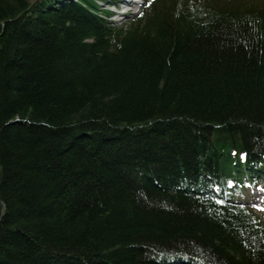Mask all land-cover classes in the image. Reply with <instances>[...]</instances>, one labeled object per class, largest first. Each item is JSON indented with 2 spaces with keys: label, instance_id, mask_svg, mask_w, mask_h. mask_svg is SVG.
Here are the masks:
<instances>
[{
  "label": "trees",
  "instance_id": "16d2710c",
  "mask_svg": "<svg viewBox=\"0 0 264 264\" xmlns=\"http://www.w3.org/2000/svg\"><path fill=\"white\" fill-rule=\"evenodd\" d=\"M97 1L0 0V264H264V0Z\"/></svg>",
  "mask_w": 264,
  "mask_h": 264
},
{
  "label": "rangeland",
  "instance_id": "374dc122",
  "mask_svg": "<svg viewBox=\"0 0 264 264\" xmlns=\"http://www.w3.org/2000/svg\"><path fill=\"white\" fill-rule=\"evenodd\" d=\"M112 2H114V0H106V2H104V3H100V7H101V9L106 8V7H105L106 4H111ZM136 10H137V9L135 8V9H134V12H135ZM115 20H116V21H114V18H113V19H110V22H111L113 25H120V24H123V23L127 22V21L129 20V17H124V15H120L119 17H116ZM262 186H263V189H264V184H262ZM248 191H249V190H248ZM251 194H252V193L250 192V195H251ZM250 195H249V192H247V194H246V195L244 194L242 197H240V199H241V200H244V201H246V202L251 201L252 203H255L256 201H257V203H261V202H263L264 195L261 196V197H258V198H257L256 200H254V201H253V197L250 196ZM252 203H250V204L252 205ZM263 206H264V204H263ZM253 208H255L256 210H258L259 212H261L258 208H256V207H253ZM259 212H258V214L261 215ZM262 214L264 215V211H262Z\"/></svg>",
  "mask_w": 264,
  "mask_h": 264
},
{
  "label": "bare ground",
  "instance_id": "6f19581e",
  "mask_svg": "<svg viewBox=\"0 0 264 264\" xmlns=\"http://www.w3.org/2000/svg\"><path fill=\"white\" fill-rule=\"evenodd\" d=\"M0 205L2 207L1 214H0V222H1V219H2V217L4 216V214L6 212V208H5L4 203L1 200H0ZM186 258H187L186 256H181V255L180 256H175V257H173V260H172V263L171 264H176L178 262L187 264L188 261H187Z\"/></svg>",
  "mask_w": 264,
  "mask_h": 264
},
{
  "label": "snow or ice",
  "instance_id": "6c2138e0",
  "mask_svg": "<svg viewBox=\"0 0 264 264\" xmlns=\"http://www.w3.org/2000/svg\"><path fill=\"white\" fill-rule=\"evenodd\" d=\"M141 15H142V13H141ZM254 207H258L259 208V210H262V211H264V208H260V206L259 205H253Z\"/></svg>",
  "mask_w": 264,
  "mask_h": 264
}]
</instances>
